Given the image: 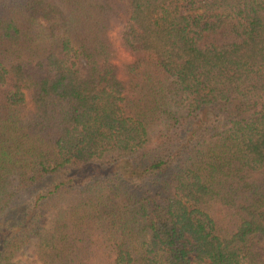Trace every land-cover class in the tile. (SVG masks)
<instances>
[{"label": "trees", "instance_id": "obj_1", "mask_svg": "<svg viewBox=\"0 0 264 264\" xmlns=\"http://www.w3.org/2000/svg\"><path fill=\"white\" fill-rule=\"evenodd\" d=\"M33 240L264 264V0H0V264Z\"/></svg>", "mask_w": 264, "mask_h": 264}, {"label": "rangeland", "instance_id": "obj_2", "mask_svg": "<svg viewBox=\"0 0 264 264\" xmlns=\"http://www.w3.org/2000/svg\"><path fill=\"white\" fill-rule=\"evenodd\" d=\"M120 28V23L115 24L113 27V30L111 32V38L113 39L115 45L117 46L118 50V58L117 60H115V63L119 66V63L121 61H123L124 59H128V54L123 51L118 45V40L116 39V34L118 32ZM119 75L121 76V73H119ZM51 215L48 216L47 218V223L45 226V230L48 231L50 230L51 226H52V219H51ZM38 240H33L32 242H30L29 244H27L26 246H24L15 256V258L13 259V264H36L37 263V258H36V249H37V245H38ZM264 244L262 242L253 240L252 242H250V250L256 254H260L261 253V248H263ZM190 264H194L192 261L190 262Z\"/></svg>", "mask_w": 264, "mask_h": 264}]
</instances>
